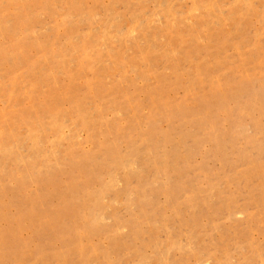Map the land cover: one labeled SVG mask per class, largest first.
Returning <instances> with one entry per match:
<instances>
[{
  "label": "rangeland",
  "instance_id": "obj_1",
  "mask_svg": "<svg viewBox=\"0 0 264 264\" xmlns=\"http://www.w3.org/2000/svg\"><path fill=\"white\" fill-rule=\"evenodd\" d=\"M0 264H264V0H0Z\"/></svg>",
  "mask_w": 264,
  "mask_h": 264
}]
</instances>
